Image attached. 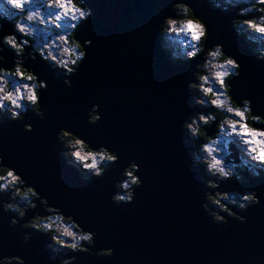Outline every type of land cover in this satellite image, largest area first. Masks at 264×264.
Instances as JSON below:
<instances>
[{"label":"water","instance_id":"95a60500","mask_svg":"<svg viewBox=\"0 0 264 264\" xmlns=\"http://www.w3.org/2000/svg\"><path fill=\"white\" fill-rule=\"evenodd\" d=\"M84 2L92 17L81 22L73 38L81 44L86 37H93L96 46L88 51L89 46L81 44L86 62L80 60L76 66L79 72L70 92L61 88V74L37 55H27V47L20 62L25 71H39L40 78L49 82L42 104L48 105L51 120L42 123L25 114L24 120L35 124L31 136L21 134L28 126L24 120L0 121V167H14L27 182L22 188L38 189L40 196L32 201L34 206L24 209L25 217L5 210L9 197L0 205V263L7 258L16 264H54L57 255L45 232L33 231L43 240L31 246L19 242L21 231L32 232L23 225L47 216V209H52L70 219L82 233H86L85 226L99 231L102 244L115 249L109 259L99 255L106 249L93 252L85 244L87 252L70 253V259L77 257L71 264H264V206L251 209L246 223L227 213L221 215L225 225L211 222L201 206L202 169L193 159L194 144L184 138V123L192 110L198 109H192L184 82L191 85L206 52L220 47L218 41L245 62L237 94L254 93L258 106H264V68L251 63L253 51L230 28L236 21L233 10L237 12L238 7L220 8L209 0H187L189 7L196 5L192 16L198 12L211 22L215 34L201 45L206 50L195 63L188 62L192 58L177 63L162 48L157 25L161 16L167 20L175 14L177 4L172 0ZM3 25L9 28L2 27L3 34L12 33L8 22ZM10 53L6 48L0 51V66L6 70L14 64ZM95 99L101 101L105 112L100 126L93 133H84V146L98 150L94 145L99 137L143 161V187L136 193V185L131 187L134 203L124 207L112 204L117 203L114 197L119 177L130 166L120 172L106 169L109 175L104 183L93 185L91 180H80L78 172L65 165L61 142L57 146L52 136L58 123L79 131L82 110ZM101 105L92 104L89 121L91 114H99ZM213 129L204 127L206 134ZM230 156L233 163L238 162L236 153ZM261 180L264 175L251 178L248 185L234 182L228 190L252 187L255 191Z\"/></svg>","mask_w":264,"mask_h":264},{"label":"snow or ice","instance_id":"6c2138e0","mask_svg":"<svg viewBox=\"0 0 264 264\" xmlns=\"http://www.w3.org/2000/svg\"><path fill=\"white\" fill-rule=\"evenodd\" d=\"M7 5L17 10H23L25 4L29 0H5ZM177 4V7L182 11L178 14H170V18L165 21V17L161 16L157 21L159 29V39L163 42L165 38L180 37L183 36L184 40L180 41L185 47L183 48V54L189 58H192L188 62L195 63L202 49V44H207L212 36L215 34L214 25L205 20L203 17H199V13L196 16H192V12L195 10L196 5L189 7L187 0H172ZM251 7L245 8L242 12H235V19L238 21L236 24L230 23L231 31L234 35L239 36L241 39L258 40L261 46L253 52H250L251 63L264 68V0H249ZM47 17L45 19L39 12H33L27 20L32 22L39 19L41 23H51L55 28H65L76 30L81 27L80 22H87L92 17L90 6L87 5L84 0H49L47 4ZM55 9L56 11H51ZM177 15L183 17H190L184 19L182 23L178 24ZM199 17V18H197ZM28 26L23 24H16L13 34L4 35L0 30V45H5L9 49L17 50L16 55L22 50V45L27 40H20L17 33H24L27 35ZM57 37L65 44L68 42L67 32L64 35L57 33ZM88 44V51H91L96 46L95 38L86 37ZM84 41H81V44ZM220 47L213 48L208 54L215 58L220 56L223 58V63L217 65L220 69L215 72L214 76L209 79L207 76L199 77V80L192 81L189 86L188 81L184 82V89L188 94L189 103L195 106L197 103L201 106H208L207 112H201L198 116H193L190 123H187L185 127L189 130L196 125L197 128L203 125H211L213 128L218 127L217 133L218 139L214 141L221 152L228 153L229 148H238L241 153H247L251 157V167L253 169H259L264 171V106H258L256 102L255 94H237V87L240 86L244 80V72L242 69L245 67L244 60L236 53L228 50V46L223 41H218ZM81 44H76V48H80ZM211 46V45H209ZM68 51V49H64ZM259 52V55H257ZM41 56L46 55L44 51L40 52ZM79 59L86 62L85 51L79 52ZM47 57L50 60L55 61L57 57L51 53H47ZM61 66L65 69L66 75L61 74L59 79L61 81V88L70 92L73 88V83L78 74L79 69L76 67H69L66 61H61ZM77 61L73 60L72 64L76 65ZM23 65H16L15 71H6L4 66H0V121H9L12 119L24 120L25 114H32L33 120L40 122H49L51 120V113L47 104H42V98L47 95V89L49 88V82L46 79L40 78V73L37 71L35 74H31L24 70ZM46 68V66H44ZM43 70V69H42ZM5 77H13V79H6ZM40 79L39 89L44 91L38 92L31 87L33 80ZM71 81L72 83H70ZM11 90L6 91V89ZM195 90V91H194ZM211 95L213 99H205L206 96ZM92 104L101 105L100 100H93L87 104L82 110L83 115L80 117L82 124L80 130L77 131L74 128L68 127L63 123H58L52 128V136L57 141L59 146V140L63 137L72 138V148L74 151L68 153V166L73 170H78V167L82 165L87 170V174L91 178L93 185L103 184L109 173L106 169H114L118 172L123 171L130 166L129 171L124 174L130 177V183L136 185L134 189L135 193L138 189L143 187V161L140 157L126 153L119 146L113 142L97 138V142L94 145L97 151H88L86 154H82L81 149L84 147L85 136L84 133H93V130L97 129L102 121V115L105 112L104 107L101 105L98 115L92 117L91 121L88 119V114L92 108ZM219 110V111H217ZM10 113V116L7 115ZM211 113V114H210ZM218 115H223L224 120L220 122ZM251 123H250V120ZM213 121H216L214 124ZM27 129L22 130V135L31 136L35 130V124L30 121L24 120ZM23 129V125H21ZM64 129L63 131H61ZM201 135L200 132H192V142L198 143L194 139L195 136ZM80 137V138H77ZM65 151L64 149H61ZM204 152L212 154V162L209 169L212 173L210 179L213 181L211 187H216L217 173L220 177L225 179L238 178L237 173L231 164H228L225 159L217 158L214 153L216 148L204 147ZM91 161L90 163L88 161ZM104 162V163H98ZM228 169V170H226ZM7 177L10 178V183L16 187V195H21L22 187L27 183L22 179L21 174L14 167L10 166L5 169ZM259 175V172L256 173ZM125 189L129 188V184L123 185ZM28 191L37 200L40 199L38 195V189L29 187ZM12 195L8 190H0V205H3L8 197ZM112 197L109 194V202ZM117 203L111 204L116 207H124L134 203L135 197L132 193L124 195H117L114 197ZM244 203L239 204V208L243 211L237 217V220L241 223H246L247 213L257 207L264 206V180H261V186L257 190H253L252 187H246L242 191L240 197ZM47 197H45V201ZM201 203H203L201 201ZM214 203L221 205L220 200H215ZM34 206V205H33ZM206 207V205H204ZM8 207H12L11 204ZM223 207V205H221ZM227 211V209H225ZM231 215V213H230ZM21 217H25L26 213L21 212ZM216 220L219 221L217 225H225L224 218L216 216ZM23 221H20L22 223ZM13 224L17 221L13 220ZM31 228H38V224L28 225ZM87 234L81 235L78 239L89 242L93 252H97L99 248L106 249L102 253H99L102 257L112 258L115 254L113 247L105 246L101 242V235L99 231L85 226ZM64 236H72L73 233L64 230ZM57 245L72 249L73 251L79 250L80 252H87L88 248H82L76 243H67L65 240L56 236L52 237ZM43 240V237L38 236L35 232H23L19 234V242L24 246H31L32 244ZM60 249H57L59 252ZM70 254L65 253L56 257L54 264H71L69 259ZM71 259H77L76 256H71Z\"/></svg>","mask_w":264,"mask_h":264},{"label":"rangeland","instance_id":"374dc122","mask_svg":"<svg viewBox=\"0 0 264 264\" xmlns=\"http://www.w3.org/2000/svg\"><path fill=\"white\" fill-rule=\"evenodd\" d=\"M211 1H213V0H211ZM216 1L225 2L226 4L237 5L238 6L237 12H242L245 8L251 7L249 0H216ZM48 3H49V0H29V2L27 4H25L23 10H17V9L12 8L10 5H7L5 0H0V10L2 11L1 17H0V23H2V21L4 19L10 24V29L12 30V33H10V34L7 33L4 35L13 34V31L15 29V25H14L13 21L11 20V17L16 14L15 19H16L17 24H23V25L28 26L27 35H25V34L23 35L22 33L16 34L20 40H25V39L27 40V42L24 43L23 45L30 44L33 51L35 49H39V50L44 51L46 53V55H44L46 57V59H48L47 53H51V54L55 55L57 57V59L55 61L48 59L49 60L48 62L52 66L56 67L60 71L61 74H63V73H65V69L61 66L60 62L66 61L68 63V66H69V63L72 62L73 59L78 58V52L77 51H80V50L83 51V50H82V48H80V49L76 48V45H74L75 46L74 47L73 44L70 43V41H69V36H68V42L66 44L63 41H60L57 37V33H59L60 35H64L67 32V35H68L73 30L65 29V28L57 29L51 23H41L39 19L34 20L32 22H29L27 20V17L33 12H39L41 15H43L45 17V19H48V17H47V11H48L47 4ZM51 11H56V10L51 9ZM179 12H181V9H177V10L175 9L176 14H178ZM188 18H190V17H187V16L181 17V16L177 15L178 24L182 23L184 19H188ZM237 22H238L237 20L234 21V24H236ZM0 29H2V27H0ZM4 29L8 30V28H4ZM74 31H76V30H74ZM24 36H26V37L29 36L31 38L30 40H33L35 45L33 44V46H32L33 42L31 43V41L28 40L29 38L27 39ZM46 38H48V39H46ZM183 40H184L183 36L172 37V38L166 37L165 40L163 42H161V46L166 49V52H169V56L175 57L179 60L186 59L189 57H187L186 55L183 54V48L185 47V45L183 43H180V41H183ZM250 44L253 46L252 51H256L261 46L260 41H258V40H253V43H250ZM84 45H88L86 40L84 41ZM2 48L3 49L6 48L11 52L10 54L12 55V59H13V55H16L15 53L17 52V50L9 49L7 46L2 45V47H0V51ZM214 48H216V47H214ZM64 49H68V51H64ZM212 50H210V51H212ZM210 51L206 52V54L204 55V57L201 61V64L198 66V70H199L200 66H203V70H200V72H202L200 77L201 76H207V77H209V79H211L214 76L215 72L220 70L217 67V65L223 63V60H221L219 58V56H217L215 58L211 57L208 54ZM35 52H36V50H35ZM22 53H24V46H22V50L19 52V55L21 56ZM27 55H29L31 58H34L35 55L38 56V54L31 53V51L29 49H28ZM73 55H76V56H73ZM257 55H259V52H257ZM0 58L2 59L3 57L0 56ZM1 59H0V61H2ZM20 60L22 61V58ZM79 63H80V59H79V62L77 63V65ZM6 71H8V70H6ZM12 71L14 72L15 69H13ZM66 75H71V74H66ZM5 78L6 79H13V77H5ZM194 80L197 81L198 83H203L202 81L196 79V73H195V79ZM38 84L39 83L32 81L31 87H33L35 89V87ZM37 88H38V86H37ZM8 90H11V88L9 87L8 89H6V91H8ZM0 95H2V93H0ZM205 99L211 100V99H213V97L211 95H209V96H206ZM197 105H198L197 106L198 109L192 110L191 116H189L186 119L185 125L187 123L191 122V119L193 118L194 115L198 116L199 114H201V112H207L208 111V106H201L198 103H197ZM0 111H2V110H0ZM7 115L10 116V113H7ZM223 120H222V122H223ZM194 131H198V128L196 125H193V128L191 130H189L187 128H186V130L184 129V137L186 138V140L192 142V139H193L192 138V132H194ZM213 134H214V129H213L212 135ZM205 135L208 137V136H210V133L209 134L205 133ZM195 137H194V139H195ZM217 139H218V136L216 135L212 141L206 143L205 145L201 144L199 147V150H200L199 155L201 156L202 162L205 164L206 170L210 174V177H211L212 173L209 169V166L212 162V154H210L208 152H204V150H203L204 147L216 148L217 150L214 153V155L217 158L225 159L228 164H231V162L228 161V158H229L228 156L232 152L237 153L238 157H240V161H241L242 165L245 166L247 171H249L251 173L260 172L259 169H253L251 167V163H253L251 161V157L248 156L247 153H241L238 148H235V149L229 148L228 153L221 152L219 150V148L217 147V145L214 143V141H216ZM61 143H62L63 149L65 150V154L67 155V160H68L69 150H70V152L75 150L71 146L73 143L71 136L63 137V139L61 140ZM196 147H197V145H196ZM233 149H234V151H233ZM81 152H82V154H85L86 151L82 148ZM226 170H228V169H226ZM237 174H239V172ZM217 177H219L218 173H217L216 178ZM126 183L129 184V188L125 189V188H123V186L117 185V187H116L117 192L116 193L121 194V195L123 193L124 194L129 193L130 183L129 182H126ZM219 184L220 183H218V185ZM9 185H12V183H10V178L7 177V175L4 178L0 179V189L1 190L9 189ZM23 187H25V186H23ZM202 188H204V187H202ZM23 190H25V189H23ZM204 195H205V191L203 189V196ZM30 196H31V198L29 196H22V195L12 196L11 195V201H10V203H7V205H9V204L13 205L16 203L20 207H22L23 203L26 204L27 202L28 203L31 202V200L33 199V196L32 195H30ZM204 198L207 201V205H206L207 209L209 210V206L212 207V211H209V213H208L210 215V218L216 219V215L220 214L221 207L218 206L217 204H215L213 201H211L210 197L206 196ZM205 199H204V201H205ZM25 204H24V206H25ZM7 205L4 206L6 211L10 212L11 214L15 213V214L19 215L18 214L20 212L19 210L17 211L15 209H12V207L10 208ZM222 211L224 212L225 210H222ZM226 213L229 214L228 212H226ZM36 220H38L37 223L32 222L31 224H38V227L40 226L41 228H44L41 230L46 233L48 240L51 243L52 248L59 255L65 254L66 250H68L69 248L61 247L60 245H57L55 240L52 239L53 236H56L60 239H63L67 243H76L77 245H80L82 243V240L78 239V237L81 236V234H78L75 229H70L69 224L64 222V221L63 222L60 221L59 218L48 217V218H44V219L43 218H37ZM33 221H35V220H33ZM65 229L72 232L73 235L72 236H64L63 233H64ZM53 243L56 245H54ZM57 249H60V251L57 252ZM5 259L7 261H9V259H7V258H5ZM0 264H4V262L2 261ZM9 264H10V262H9Z\"/></svg>","mask_w":264,"mask_h":264},{"label":"trees","instance_id":"16d2710c","mask_svg":"<svg viewBox=\"0 0 264 264\" xmlns=\"http://www.w3.org/2000/svg\"><path fill=\"white\" fill-rule=\"evenodd\" d=\"M212 3H214L215 5H218L219 7H224V6H226V4H223V3H220V2H218V1H216V0H213V1H211ZM175 9L177 10V9H179L177 6L175 7ZM182 11V10H181ZM11 20L13 21V23H14V25H15V23H17L16 22V19H15V17L14 18H11ZM72 35H73V33H70V36H69V41H70V43H72L73 44V46L74 45H76V43L74 42V40H72ZM28 38H29V40L31 39L29 36H28ZM48 39V38H47ZM248 40V39H247ZM31 41V43L33 42V40H30ZM248 41H250V43H253V40H248ZM33 44H34V42L32 43V46H33ZM35 45V44H34ZM75 47V46H74ZM81 48V47H80ZM79 48V49H80ZM36 50V53L38 54H40V52L42 51V50H39V49H35ZM78 52V54H79V52L80 51H77ZM73 56H76V55H73ZM79 56V55H78ZM219 58L221 59V60H223V58L222 57H220L219 56ZM73 60H76L77 61V63L79 62V57L78 58H76V59H73ZM72 60V61H73ZM176 61H178L177 59H176ZM77 63H76V65H77ZM76 65H73L72 63H69V67H75ZM15 68V67H14ZM57 69V68H56ZM200 70H203V66H200V68H199V70L196 72V79H198L199 80V78L198 77H200V75L202 74V72H200ZM57 71L60 73V71L57 69ZM63 74H65V73H63ZM34 81V80H33ZM35 82V81H34ZM39 85V84H38ZM37 85V86H38ZM39 88V87H38ZM38 88H36V90L38 91ZM217 111H219V110H217ZM93 116H95V115H93V114H91V116H90V120L92 119V117ZM218 119H219V121L220 122H222V120L224 119V117H223V115H218ZM203 126H207V125H203ZM203 126H201V127H199L198 128V132H200L201 133V135H198V136H196L195 137V140L196 141H198V143H196V145H197V149L200 147V145L201 144H203V145H205L206 143H208V142H210V141H212L213 139H214V137L216 136V133H218L219 132V128L218 127H215L214 128V134L212 135V136H209V137H207L206 135H205V131L203 130ZM184 129L186 130V127H185V125H184ZM63 139V138H62ZM61 139V140H62ZM60 140V141H61ZM83 149L86 151L85 152V154L88 152V151H90L88 148H86L85 146L83 147ZM69 150V149H68ZM69 153H70V150H69ZM101 164L102 163H104V162H100ZM130 168V167H129ZM126 169L125 170V172H127V171H129V170H131V169ZM5 169L6 168H3V167H0V179H2V178H4L7 174H6V171H5ZM124 172V173H125ZM122 174L121 175V180H120V182L119 183H117V185L118 186H122L123 185V180L124 181H128V182H130V177H128V176H126L125 174ZM218 180L220 179V178H217ZM208 183H210V182H208ZM210 185V187H211V185L212 184H209ZM9 187L11 188L10 190H11V193H12V196H16V194H15V192H16V187H15V185H9ZM210 189H212V188H210ZM21 195L22 196H29L30 198H31V193L28 191V189H25V190H23L22 191V193H21ZM240 195V194H239ZM20 196V195H19ZM209 197H210V200L211 201H215V200H220V202H221V205H223V207H221V205H218V206H220L221 207V210H225V209H227L228 210V208H227V205L228 204H232V203H239L238 202V200H236V199H233V201H229V196H224V195H222V196H219V197H216V196H214V195H209ZM243 203H244V201H243ZM24 204L25 203H23L22 204V207H20L18 204H13L12 205V209H15V210H19L20 212L18 213L19 215H20V213L21 212H23V209L24 208H26L28 205H29V203L27 202L26 204H25V206H24ZM216 204V203H215ZM8 206V205H7ZM211 211V210H210ZM230 211V210H229ZM231 212V211H230ZM231 214H233L232 212H231ZM37 223L38 222V220H35V221H31L28 225H30L31 223ZM28 225H27V227H28ZM29 228V227H28ZM31 228V227H30ZM31 229H44V228H41L40 226L38 227V228H31ZM47 229V228H46ZM76 229H78L77 227H76ZM38 231H40V230H38ZM42 231V230H41ZM52 236V235H51ZM85 242H87V241H85ZM85 242H83V243H85ZM87 243H89V242H87ZM82 248H85L83 245L81 246ZM4 260H6V259H4ZM11 261H14V259H9V262H11ZM11 264V263H10Z\"/></svg>","mask_w":264,"mask_h":264},{"label":"clouds","instance_id":"9594fccd","mask_svg":"<svg viewBox=\"0 0 264 264\" xmlns=\"http://www.w3.org/2000/svg\"><path fill=\"white\" fill-rule=\"evenodd\" d=\"M209 2H210L213 6H217V5L213 4V3L211 2V0H209ZM176 6H177V5H175V7H176ZM96 151H97V150H96ZM232 153H234V152H232ZM232 153H231V154H232ZM231 154H230V155H231ZM230 155L228 156V157H229L228 159H229V161L231 162V164H237L238 162H236V163H233V162H232V159H231V156H230ZM237 159H238V158H237ZM237 168L240 170L239 167H237ZM237 168H234L236 172H237V170H236ZM238 172H239V171H238ZM244 176H245V177H242L243 179H240L239 182H243V181L246 182V181H247V175H244ZM217 178H220V179H219V180H216V183H220V182H222V181H230V180L233 181L234 179H236V178H234V179H230V180H229V179H225V178L220 177V176L217 177ZM217 178H216V179H217ZM236 180H237V179H236ZM130 187H133V185H132L131 183H130ZM130 189H131V188H130ZM232 191H233V190H228L227 192L220 191L219 193H222V192H223V195H225V193L232 194L236 199H237V198L240 199V197H241V195H242V192H241V191H236V190H234L235 192H232ZM129 192H130V191H129ZM239 194H240V195H239ZM227 208H228V210H227V211H224V212H228V213H229V214H228L229 217H231V216H233V215L236 216V217H238V216L236 215V213L233 211V209H231V208H234V207H231V206L227 205ZM229 210H230L233 214L230 215L231 212H230ZM221 211H222V210H221ZM206 213H208V212H206ZM213 220H215V219H213ZM38 230H40V231H38ZM38 230H37V232H41V229H38ZM85 243H86V244H89V243H87V242H85Z\"/></svg>","mask_w":264,"mask_h":264},{"label":"flooded vegetation","instance_id":"af4514ba","mask_svg":"<svg viewBox=\"0 0 264 264\" xmlns=\"http://www.w3.org/2000/svg\"><path fill=\"white\" fill-rule=\"evenodd\" d=\"M1 10H0V17H1ZM18 65V64H17ZM249 120H250V118H249ZM250 123H251V120H250ZM216 135H217V133H216ZM245 158V157H244ZM195 159H196V161H201L202 162V159H201V156L199 155V154H197L196 153V155H195ZM238 159H239V162L237 163V164H232V166H233V168H237L239 165L240 166H243L242 165V163H241V161H240V157H238ZM228 161H229V159H228ZM243 167H245V166H243ZM237 170V172L238 171H240L238 168L236 169ZM238 175V174H237ZM216 180H218V179H216ZM234 180H236V179H234ZM208 182H210V183H208ZM206 184H207V187H208V190H211V193L212 194H209L210 196L211 195H214V196H216V197H219V196H222L223 195V192L222 193H217L216 192V189H215V187H210V185L209 184H212L213 183V181L210 179V181H208ZM210 188H212V189H210ZM232 192H235V191H232ZM209 193H210V191H209ZM209 195H208V197H209ZM224 196H229V198L228 199H230V200H232L233 198H234V196L232 195V194H228V193H225V195ZM10 203V202H9ZM210 205V204H209ZM208 205V206H209ZM209 210H211L212 211V207L211 206H209ZM44 218H47V217H44ZM43 218V219H44ZM4 263L5 264H9V261H7V260H5L4 261ZM11 264H16V261L14 260V261H11L10 262Z\"/></svg>","mask_w":264,"mask_h":264},{"label":"bare ground","instance_id":"6f19581e","mask_svg":"<svg viewBox=\"0 0 264 264\" xmlns=\"http://www.w3.org/2000/svg\"><path fill=\"white\" fill-rule=\"evenodd\" d=\"M165 21H167V20H165ZM2 26L1 27H3V28H7L6 26H4L3 24H1ZM8 31H9V28H8ZM240 40L242 41V39L240 38ZM244 40H246V41H242L243 42V44H248V47L252 50L253 49V46L250 44V42L247 40V39H244ZM166 50V49H165ZM262 100L264 101V97L262 98ZM192 108H193V105H192ZM20 120V119H19ZM62 131V130H61ZM61 142V141H60ZM65 165L66 166H68V164H67V160L65 161ZM69 167V166H68ZM202 175L203 176H207V173H205V171H202ZM208 177L210 178V174L208 173ZM208 181H206V183H207ZM209 191H210V193H209ZM209 194H212L211 193V190H208V187H207V184H206V186H205V195L203 196V201H204V197H206V196H208ZM204 205H207V201H206V199H205V201L201 204V206H202V208L204 209V211L205 212H208L209 213V211L210 210H208L207 209V207H205ZM206 214V216L208 217V219H209V214ZM63 219L62 218H60V221H62ZM210 220V219H209ZM84 245L86 244V243H83Z\"/></svg>","mask_w":264,"mask_h":264}]
</instances>
